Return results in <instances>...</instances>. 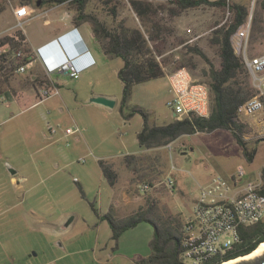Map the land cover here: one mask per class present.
Returning <instances> with one entry per match:
<instances>
[{
	"label": "rangeland",
	"instance_id": "obj_1",
	"mask_svg": "<svg viewBox=\"0 0 264 264\" xmlns=\"http://www.w3.org/2000/svg\"><path fill=\"white\" fill-rule=\"evenodd\" d=\"M129 1L105 0L100 4L99 0H88L89 6L97 11L102 6V16L110 28L121 22L132 27L133 22V27L146 35L159 36L153 45L159 50L156 56L164 74L134 84L126 111L139 106L146 111L150 125H163L174 118L167 105L172 92L166 74L184 66L195 78L207 81L209 62L216 67L220 63L218 45L212 40L215 30L225 21L227 9L226 6L202 5L172 14L171 0H145L157 7L153 19L158 28L153 29L149 22L142 24L130 11ZM229 2L247 6V17L252 18L249 53H264V36L260 37L255 31L253 22L254 16L261 17L258 26H262L264 34V0ZM194 46L206 59L191 49ZM96 49L97 63L93 68H86L77 78L58 71L51 73L60 81V95L41 98L31 93L30 100L37 102L22 112L20 144L34 149L27 152L22 166L27 173L24 184L28 196L20 207L14 206V201L0 207V264L3 261L12 264H137L139 258L150 252L148 243L153 235L150 223L139 222L122 232L115 243L109 224L90 205L93 203L99 213H104L117 192L101 174L97 157L115 164L114 169L123 179L124 169L119 161L125 154L139 152L136 134L143 124L140 113L124 119L118 108L122 82L117 70L123 65V59L120 56L109 58L99 47ZM98 95L112 96L117 103L109 107L89 101ZM241 118L244 120L245 116ZM11 120L15 124V119ZM48 122L62 134L67 126L75 124L80 132L57 138V134L47 129ZM84 124L88 125L87 129ZM244 136L249 148L255 147L252 161L245 158L230 132L223 129L184 135L171 142L170 147L145 150L142 154L147 159L144 166L149 177L138 173L131 180L132 194L139 199L134 201L132 209L119 207L118 213L112 210L114 215L122 217L153 203L159 214H179L183 220L191 212L199 186L211 176L231 179L242 168L243 181L259 179L264 164V127L250 128ZM51 146L71 151V158L54 153ZM167 175L174 178L172 189L163 183ZM146 182H150L151 187L142 192L139 187Z\"/></svg>",
	"mask_w": 264,
	"mask_h": 264
},
{
	"label": "trees",
	"instance_id": "obj_2",
	"mask_svg": "<svg viewBox=\"0 0 264 264\" xmlns=\"http://www.w3.org/2000/svg\"><path fill=\"white\" fill-rule=\"evenodd\" d=\"M45 1L52 4L65 3L68 8H72L74 22L84 21L91 25L102 52L109 58L120 56L123 59V65L117 70V76L122 82L118 108L124 119H129L136 112L142 115L143 124L136 134L141 147L154 149L173 142L182 135L223 129L230 132L235 142L241 147L245 158L252 161L255 147L249 148L244 139V134L250 130V127L238 116L237 109L240 104L257 93V88L253 85L241 57L234 52L230 41L231 33L247 18L248 9L245 4L229 3L230 18L215 30L212 41L218 45L220 63L216 67L209 62L208 79L207 81L201 80L207 83L210 88L209 115L207 117L174 118L163 125H150L148 115L143 108L134 106L126 111V105L134 84L164 74L163 66L156 58V53L159 50H156L153 45L159 36L155 33L146 35L141 29L125 26L122 22L117 27L110 28L96 14L86 11L88 0ZM129 3L142 24L149 22L153 29L158 28V23L153 19V15L157 12L155 5L153 6L151 2L145 0H130ZM171 3L174 5L170 9L172 14L202 5L226 6V0H171ZM262 6L264 8V3ZM261 21L260 16H254V29L260 34V37H263V28L258 26ZM7 39L8 37L4 36L1 41ZM191 49L206 59V55L199 48L194 46ZM12 75L8 72L0 73V94L9 87ZM22 81L35 88L51 85L47 76L31 78V75L28 74ZM122 160L134 176L139 173L144 177H149V172L145 171L147 168L144 166L147 159L142 153L125 154ZM98 165L105 180L113 186L117 179V172L113 168V164L104 159H98ZM260 178L262 182L260 191L264 194V164L261 167ZM90 205L96 214L109 224L111 238L115 243L122 232L134 227L139 222L145 221L152 225L153 235L148 243L150 252L147 256L139 258L137 264H183L180 260L182 220L179 214L163 216L159 214L155 204L148 203L145 208H139L128 215L117 217L112 208L104 213H99L93 203ZM239 232L241 241L227 254L247 244H250L249 248H251L259 241L264 240V219L251 226H240ZM254 238L255 241H253ZM210 262L208 264H212Z\"/></svg>",
	"mask_w": 264,
	"mask_h": 264
},
{
	"label": "built area",
	"instance_id": "obj_3",
	"mask_svg": "<svg viewBox=\"0 0 264 264\" xmlns=\"http://www.w3.org/2000/svg\"><path fill=\"white\" fill-rule=\"evenodd\" d=\"M229 0H226L225 23L230 18ZM14 24L0 33V73H26L34 61H40L49 75L55 71L65 72L72 78L94 64V59L87 49H77L79 34L72 32V37L58 38V41L45 43L35 50L30 47L25 36V24L29 19L28 8L21 5L14 9ZM222 23V24H223ZM251 15L230 35L234 52L244 62L257 93L240 104L237 114L254 116L264 110V53H249ZM7 36L8 39L1 41ZM76 39V40H75ZM54 42V43H53ZM62 42V43H61ZM68 52L60 57L58 48ZM159 56H156L158 59ZM83 62H78L79 59ZM171 89L167 105L176 119L190 116L207 117L210 113V88L207 83L195 78L184 66L166 74ZM51 81V80H50ZM39 96L45 97L58 93L51 82L48 87L39 86ZM50 132L55 126L47 124ZM80 132L77 125L67 126L66 135ZM171 142L166 144L170 147ZM244 170L239 168L227 179L213 175L199 186V194L193 202L191 212L182 220L180 260L183 264H208L218 256H223L241 241L240 226H251L264 219V194L261 193V178L242 180ZM163 183L169 189L174 187V178L167 175ZM149 183L140 185L142 192L150 189Z\"/></svg>",
	"mask_w": 264,
	"mask_h": 264
},
{
	"label": "crops",
	"instance_id": "obj_4",
	"mask_svg": "<svg viewBox=\"0 0 264 264\" xmlns=\"http://www.w3.org/2000/svg\"><path fill=\"white\" fill-rule=\"evenodd\" d=\"M99 3L102 4V1L99 0ZM21 5H25L28 8L29 19L27 20L25 25V36L28 40V44L32 49L35 50L39 46L48 42H52L53 40L58 41V38H70L73 36L72 32L75 31L79 34V40L75 39L77 49H87L94 59V64L91 65L92 67H90L93 68L96 65V46L99 48L100 46L94 36L91 25L88 22L84 21L75 23L73 20L74 10L72 8H68L65 3L52 4L46 2L45 0H6V2H4V0H0V33L14 24L16 20L14 9ZM128 7L130 11H132L135 15V12L131 8V6L128 5ZM102 9V6H100L99 11H97L95 8H92L91 4L89 6V2L86 4V11L93 12L105 22L102 16ZM130 25L133 27V25L135 24L131 22ZM61 51L64 54L68 53L66 49H61L60 46V49L58 48L60 57L62 56ZM78 62L82 63L83 59H79ZM28 74L31 75V78H34L35 76H47L51 80V82L57 87L58 93L56 94L60 95V81L56 79L57 77H53L52 74L47 75L44 66L38 60L34 61L32 66L26 73L17 74L14 76L12 75V77H10L9 87L3 93L0 94V207L3 204H11L13 201L15 202L14 206L16 205L17 207H20L24 204L28 196V188L24 184V182L27 181V173L24 172V168H22V166H24L25 164L23 162H25V155L27 156V152L34 149L28 147L25 148L20 144V142L22 141L20 137V132L23 126V119L21 117L22 112L28 106L33 105L37 102L30 100L32 96L31 93H33V95L35 96H39V88H35L32 85L22 81V79L24 80L25 76ZM110 97L114 98L112 96ZM116 103L117 99H115L114 105ZM13 118L16 121L14 122L15 124L11 123L13 121L11 119ZM243 121H245L251 129L263 128L264 110L260 111L259 113H256L254 116H245ZM84 126V128H88L87 124H84ZM54 131L53 133L57 134V138L65 134L59 132L60 130L58 132ZM246 138L247 137L244 136V139ZM50 149L54 153L59 152L64 154L63 156L65 158H71V151H64L58 146H51ZM140 149L138 153H143L145 150H149L141 146ZM70 162L71 160L66 162L64 166H66ZM119 162H121V167L124 169V171L122 172L123 179H120L119 172L115 170L117 172V179L114 185L110 186L112 187V189L117 188V192L114 193V196H112V203L109 205V208H112V210L117 213L119 207L131 208L134 201L139 199V197H134L131 191V180L134 178V174L129 168L126 167L122 159ZM53 163L58 164V162L55 161H53ZM115 166L116 165L113 164V168ZM116 216L121 217L118 216V214H116ZM15 255L16 253L11 255L10 257L12 258ZM6 258H9V256L7 255ZM1 264L12 263H9V261H3Z\"/></svg>",
	"mask_w": 264,
	"mask_h": 264
},
{
	"label": "flooded vegetation",
	"instance_id": "obj_5",
	"mask_svg": "<svg viewBox=\"0 0 264 264\" xmlns=\"http://www.w3.org/2000/svg\"><path fill=\"white\" fill-rule=\"evenodd\" d=\"M255 241V238L254 240ZM260 243V241L255 244L253 247L249 248L250 244H247V245H244L240 248H238L237 250L229 253V254H224L223 256H218L216 257L214 260H212V264H221L223 262H226V261H230V260H234V259H238V258H241L240 260H238V262L236 263H232V264H241V263H244V262H252L248 259H244L245 256H247L248 254H250L257 246L258 244ZM210 262V263H211Z\"/></svg>",
	"mask_w": 264,
	"mask_h": 264
},
{
	"label": "water",
	"instance_id": "obj_6",
	"mask_svg": "<svg viewBox=\"0 0 264 264\" xmlns=\"http://www.w3.org/2000/svg\"><path fill=\"white\" fill-rule=\"evenodd\" d=\"M90 101L105 105V106H113L115 103L114 98L103 96V95H98V96H93L90 98ZM264 240L260 241L263 242ZM241 264H264V255L260 258L255 259V261L252 262H244Z\"/></svg>",
	"mask_w": 264,
	"mask_h": 264
},
{
	"label": "bare ground",
	"instance_id": "obj_7",
	"mask_svg": "<svg viewBox=\"0 0 264 264\" xmlns=\"http://www.w3.org/2000/svg\"><path fill=\"white\" fill-rule=\"evenodd\" d=\"M264 255V241L259 243L258 246L247 256L244 257V259H248L250 261H255V259L260 258ZM241 258L238 259H234V260H230V261H226L223 262L221 264H232V263H236L238 262V260H240Z\"/></svg>",
	"mask_w": 264,
	"mask_h": 264
}]
</instances>
